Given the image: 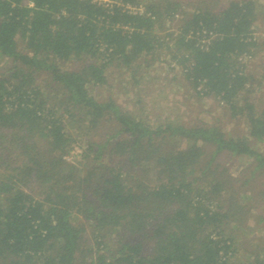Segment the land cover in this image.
I'll list each match as a JSON object with an SVG mask.
<instances>
[{"label":"trees","instance_id":"obj_1","mask_svg":"<svg viewBox=\"0 0 264 264\" xmlns=\"http://www.w3.org/2000/svg\"><path fill=\"white\" fill-rule=\"evenodd\" d=\"M260 1L0 0L13 64L0 76V264H264L242 191L264 175V69L244 62L264 50ZM160 66L247 132L95 94L114 67L141 92ZM236 158L250 164L243 181Z\"/></svg>","mask_w":264,"mask_h":264},{"label":"rangeland","instance_id":"obj_2","mask_svg":"<svg viewBox=\"0 0 264 264\" xmlns=\"http://www.w3.org/2000/svg\"><path fill=\"white\" fill-rule=\"evenodd\" d=\"M179 1L183 2L187 8L195 9V6L202 5L201 2L203 0ZM227 1L208 0V3L212 2L214 4L217 2L219 6H222ZM260 2L264 4V0ZM256 27L257 32L255 36L260 41H263V17H260ZM244 62L247 65V69L254 72L258 77L260 73H263L264 69V50L255 59H245ZM12 67L13 64L10 60L0 56V76L8 75ZM142 77V84L140 85L142 91L140 92L130 87L133 84V80H131L129 74L124 69L114 67L109 72V87L96 90L95 94H98L100 98L112 96L122 108L129 111L141 110L144 114H148L152 120L167 119L182 122L185 125L208 123L214 126H220L223 130L234 135H242L247 132L243 124L230 121L226 117L222 105L216 100L213 98H200L191 92L179 72H172L167 67L160 66L148 70ZM46 80H48V77L43 75L40 82L44 85L46 84ZM261 90L256 93L255 98L264 103V90ZM137 95H140L143 100V104L141 105L142 109L140 110L135 101L138 98ZM261 147L263 146L259 145V148ZM79 153L80 149L76 148L72 154L78 155ZM219 161L220 163H225L228 160L222 157ZM249 165L245 158H236L233 161L231 160L228 166L231 167L230 173L240 181H243L248 174L242 171ZM242 191L246 196L251 197L247 205L256 208L255 213L251 212L252 219L249 223V230L252 232L251 235L257 240L259 239L257 241L259 244L254 243V245L256 247H264V225L258 223L256 220L257 212H264V200L262 199L264 197V175L253 178L250 185ZM260 198L262 201H260ZM248 245H251V242H248ZM241 247L243 250L244 247Z\"/></svg>","mask_w":264,"mask_h":264}]
</instances>
